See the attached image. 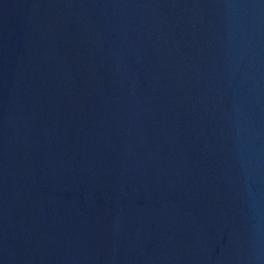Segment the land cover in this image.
Masks as SVG:
<instances>
[{
  "label": "water",
  "instance_id": "water-1",
  "mask_svg": "<svg viewBox=\"0 0 264 264\" xmlns=\"http://www.w3.org/2000/svg\"><path fill=\"white\" fill-rule=\"evenodd\" d=\"M128 264H264V0H142Z\"/></svg>",
  "mask_w": 264,
  "mask_h": 264
}]
</instances>
